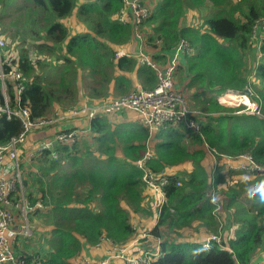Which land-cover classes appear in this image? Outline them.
Instances as JSON below:
<instances>
[{"label":"trees","instance_id":"obj_1","mask_svg":"<svg viewBox=\"0 0 264 264\" xmlns=\"http://www.w3.org/2000/svg\"><path fill=\"white\" fill-rule=\"evenodd\" d=\"M3 1L1 66L12 107L17 106L20 82L21 106L32 119L115 100L126 93L124 84L156 86L152 67L141 65L134 55L115 57L121 48L137 54L131 23L119 21L123 0H24L27 6H20L8 25ZM195 8H209L212 14L187 25L186 13ZM150 12L142 29L149 57L165 66L178 42L188 40L192 52L177 70L203 80L216 94L192 115L200 131L165 123L153 135L154 157L147 166L158 181L167 179L165 201L145 184L136 165L149 139V129L138 119L115 124L103 111L85 120L88 131L73 144L55 142L51 150L37 152L31 163L22 165L23 184L27 203L33 207L41 201L43 208L30 213L37 228L34 237L18 238L14 245L27 262L76 264L85 244L105 238L126 243L141 231L161 242L162 255L153 264L264 261V41L256 63L252 37L264 19V0H158ZM11 70L18 80L8 76ZM194 84L190 81L189 87L198 88ZM247 87L254 100L260 99L262 115L236 114L218 104L219 95ZM60 124L29 137L55 140ZM22 129L18 118L1 116L0 146ZM206 145L221 154H249L262 171L231 172L222 164L215 168ZM27 149L24 145L22 153ZM61 161L72 168L69 173L60 168ZM19 197L15 194L13 202ZM133 219L141 224L137 230ZM213 234L221 236V244L207 251L202 243Z\"/></svg>","mask_w":264,"mask_h":264},{"label":"built area","instance_id":"obj_2","mask_svg":"<svg viewBox=\"0 0 264 264\" xmlns=\"http://www.w3.org/2000/svg\"><path fill=\"white\" fill-rule=\"evenodd\" d=\"M144 0H123V7L119 12V21L122 24L131 23L134 38L139 49L137 54H132L124 48L118 49L115 53L116 58L136 56L141 65H148L153 68L157 76V84L153 89H147L143 86H137L127 95L115 99L107 100L102 104L92 107H83L82 109H71L67 112L56 113L54 117H44L32 119L30 110L21 106V93L24 86L17 82V106L12 107L11 98L5 83V73L2 69V50L6 45V40L0 33V117L7 119L18 118L22 123L21 133L12 138L6 146H0V264H47L43 260H33L27 262L14 251V245L18 238L31 239L36 233V224L31 222L30 213L35 209H42L41 201L36 202L35 206H30L25 199V188L23 187V167L21 162V148L28 140L29 134L35 130L43 131L45 128L55 123H63L69 120L78 121L84 116L93 117L95 114L103 111H130L134 117L140 120L149 129V139L147 148L143 156L137 160V167L143 172L142 178L145 184L157 194L166 200V193L162 189L167 185V179L161 181L152 170L147 166V161L154 157L152 145L150 143L153 135L165 124L172 123L183 124L186 128L194 132L200 131V124L192 115L200 113L193 112L185 101L184 94L176 88L175 74L177 66L180 63V57L190 55L191 46L186 39H181L173 50L176 52L169 60L168 64L162 66L153 61L145 52L148 43L143 36L142 29L144 21L150 15V8L144 3ZM257 26V27H256ZM253 38L256 42V52L262 57L261 47L264 41V19L255 25ZM161 42L160 40L156 41ZM10 77H16L15 70L8 73ZM248 89V87H247ZM249 90V89H248ZM226 95H232L234 98H224ZM217 102L224 107L235 108L236 114L262 115V105L259 98L253 100L252 93L245 91L228 90L217 98ZM88 131L79 125L74 124L68 131H58L55 140L52 138H42L33 148L29 149L25 155L27 163H31L36 153L39 151L51 150L55 142L64 144H73L81 134ZM209 155L218 166V160L221 158L226 162L230 170L236 172H261L262 167L249 154H240L231 156L219 153L216 149L206 145ZM56 157V154H54ZM164 173V172H163ZM19 193V200L14 203L12 197ZM136 229L135 227H133ZM150 232H140L136 237L126 243H114L105 238L101 242L90 246L97 251L103 249L107 244L105 257L97 261L82 255L76 264H109L113 262H124L126 264H153L156 259L161 257L160 240L152 241ZM221 236L213 234L208 236L202 243V247L211 251L216 245L221 244ZM254 264H264V261H258Z\"/></svg>","mask_w":264,"mask_h":264},{"label":"rangeland","instance_id":"obj_3","mask_svg":"<svg viewBox=\"0 0 264 264\" xmlns=\"http://www.w3.org/2000/svg\"><path fill=\"white\" fill-rule=\"evenodd\" d=\"M7 6H6V8L9 10V12L6 14V17H5V19H4V23L6 24V25H8L11 21H15V19H16V17H17V15H18V10H19V8H20V6H23V7H25V6H27V5H25L26 3H25V1L24 0H5V1H3ZM234 2H238V0H234ZM206 3H208V2H206ZM196 9V8H195ZM195 9H193V11H195ZM205 10H206V14H203V15H200V13L199 12H189V13H186V23H187V25L188 24H190V23H193V22H199V23H201V21H202V19H203V17H205V16H208V15H210V13L212 12V10H210L209 8H205ZM0 12H1V6H0ZM194 13H199V14H194ZM212 14V13H211ZM199 15V16H198ZM76 22L78 23V25L83 29V27H84V25H82L79 21H77L76 20ZM181 24H183V23H181ZM194 24V23H193ZM75 26H76V24H75ZM0 31L2 32V30H1V28H0ZM204 31V30H203ZM202 31V29H201V33L203 32ZM0 32V33H1ZM1 35H3L4 36V34H1ZM6 37V36H5ZM4 37V38H5ZM253 37V36H252ZM6 39H8V38H6ZM254 39V38H253ZM17 42V41H16ZM137 44V43H136ZM253 44L255 45L256 44V42H255V40L253 41ZM181 72V79H183V71H180ZM175 80L177 81L178 80V76H176V74H175ZM195 79V77H192V79H191V83H195L194 85H196V86H198V88L197 87H195V86H192V87H190V90H189V92L188 91H186L185 90V93L184 92H182L183 94H184V96H185V101H186V103H187V105L189 106V108H190V110L191 111H193V112H198V111H200L204 106H203V104H204V102H205V100H206V98H208V97H210V96H212V95H214V92H212L211 90H209V88L206 86V83H203V80H201V82L199 81V79L198 80H196ZM251 80H254V77L251 79ZM182 83V85H183V82H181ZM202 83V84H201ZM94 86H96L95 84H93ZM182 85H179L178 84V90H183L185 87V85L184 86H182ZM122 91L125 89L126 90V93L124 94V96L125 95H127L128 93H130L131 91H133L134 90V86L133 85H130V86H128L127 87V85H122ZM80 92H79V94L81 95V94H83V90H82V87H80ZM247 89V88H246ZM248 89H249V93H252L253 94V92H252V90L253 89H250V87H248ZM235 91V90H234ZM216 95V94H215ZM122 97H123V95H122ZM117 99H119V98H121L120 96L119 97H116ZM252 98H253V95H252ZM254 100V99H253ZM219 104V103H218ZM219 105H221V104H219ZM222 107H224L223 105H221ZM226 107V106H225ZM236 111V110H235ZM118 112V114H121V116L122 117H117V116H115V113H117ZM96 115V114H95ZM94 115V116H95ZM108 116H109V118L112 120H115V124H117L120 120H123V121H127V116H128V118H130V116H131V114L129 113V112H127L126 110H118V111H116V112H114V111H108ZM220 161H223V162H220ZM225 162H224V160L223 159H219L218 160V166L220 165V164H224ZM60 168L61 169H63V170H68V173L71 171V169L72 168H70L69 167V165L67 164V162L66 161H61V164H60ZM22 185H23V187L25 188V185L22 183ZM244 195H245V197H246V193H244ZM247 200H249V198L247 199ZM43 221H48L47 220V217L46 216H44V219H43ZM132 222L133 223H136L135 221H134V219L132 220ZM137 225H135V224H133V227L135 226V228H136V230L137 229H139V227L141 226V224H139L138 222L136 223ZM142 232V231H141ZM85 247V246H84ZM84 250V249H83ZM83 253V252H82Z\"/></svg>","mask_w":264,"mask_h":264},{"label":"crops","instance_id":"obj_4","mask_svg":"<svg viewBox=\"0 0 264 264\" xmlns=\"http://www.w3.org/2000/svg\"><path fill=\"white\" fill-rule=\"evenodd\" d=\"M156 1H158V0H144L143 1V3L147 6V7H149V8H153L154 7V3L156 2ZM192 13L193 12H199L200 13V15H203V14H206V11H204V12H200V10H198V9H195V11H191ZM199 13H197V14H199ZM194 14H196V13H194ZM196 14V15H197ZM137 43V42H136ZM135 46V45H134ZM137 49V51H138V49H139V46H138V44H137V47H136ZM176 52V50H172V53H171V56H170V59L172 58V56H173V54ZM184 56H188V55H184ZM184 56H181L180 57V61L182 60V61H184L185 59H184ZM186 58V57H185ZM262 57H259L258 55H257V57H256V63H258L259 61H260V59H261ZM181 70H177V72H176V76H178V80L176 81L175 80V85H176V88L177 89H179L178 87V84L179 85H182V83L181 82H183V85L182 86H184L185 88L183 89V90H179V91H181V92H184L185 93V90L186 91H188L189 92V90H190V87H189V83H190V81H191V79H192V77L190 76V74H188V73H185V72H183L184 74V76H183V79H181V72H180ZM137 86H142L141 85V83H136L135 85H134V89L137 87ZM144 87V86H143ZM146 88V87H145ZM148 89V88H147ZM214 94H215V92H214ZM127 111V110H126ZM127 112H129L130 114H131V116H130V118H128V116H127V120H130V119H136L135 117H134V115L130 112V111H127ZM115 116H117V117H122L121 116V114H118V112L117 113H115ZM86 119H89V120H91V117H89V116H84L83 118H81L80 120H78V121H74V120H69V121H67V122H63V123H61L60 124V126H59V128H58V131L59 130H62V129H70V128H72V126L74 125V124H76V125H79L80 127H83V128H86V127H84V122H85V120ZM123 121V120H122ZM34 135L35 134H33V136L30 138V137H28V140H27V142H26V144H25V146L28 148L27 150H29V149H31V148H33L36 144H38V142H39V140L40 139H42V138H45V137H42V138H40V139H37V138H35L34 137ZM29 141V142H28ZM23 147V146H22ZM26 150V151H27ZM25 155H26V153H22L21 154V162H22V165L24 164V163H26V164H29V163H27L26 161H24L25 160ZM212 166L214 167V163H212ZM223 167L224 168H226V169H228V170H230L228 167H227V165H226V162L223 164ZM231 172H236V171H233V170H230ZM233 178H237V176H233ZM135 227V226H134ZM107 248V244H106V246H104L103 247V249L102 250H100V251H97V250H95L94 248H90V246H85L84 247V251H83V253H82V255H86L87 257H89V258H92V260H95V261H97V260H99V259H103L104 257H105V249ZM261 261H263V260H261ZM118 263H121V262H113V263H109V264H118Z\"/></svg>","mask_w":264,"mask_h":264},{"label":"bare ground","instance_id":"obj_5","mask_svg":"<svg viewBox=\"0 0 264 264\" xmlns=\"http://www.w3.org/2000/svg\"><path fill=\"white\" fill-rule=\"evenodd\" d=\"M224 98H234L232 95H226Z\"/></svg>","mask_w":264,"mask_h":264},{"label":"water","instance_id":"obj_6","mask_svg":"<svg viewBox=\"0 0 264 264\" xmlns=\"http://www.w3.org/2000/svg\"><path fill=\"white\" fill-rule=\"evenodd\" d=\"M245 92H246V93H249V90H248V89H246V90H245Z\"/></svg>","mask_w":264,"mask_h":264},{"label":"clouds","instance_id":"obj_7","mask_svg":"<svg viewBox=\"0 0 264 264\" xmlns=\"http://www.w3.org/2000/svg\"><path fill=\"white\" fill-rule=\"evenodd\" d=\"M6 83V82H5ZM235 109V108H234Z\"/></svg>","mask_w":264,"mask_h":264}]
</instances>
